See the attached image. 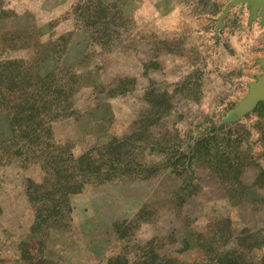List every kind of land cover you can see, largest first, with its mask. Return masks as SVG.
Masks as SVG:
<instances>
[{
	"label": "rangeland",
	"instance_id": "1",
	"mask_svg": "<svg viewBox=\"0 0 264 264\" xmlns=\"http://www.w3.org/2000/svg\"><path fill=\"white\" fill-rule=\"evenodd\" d=\"M228 1L0 0V264H191L219 218L262 264L264 100L228 114L264 21Z\"/></svg>",
	"mask_w": 264,
	"mask_h": 264
},
{
	"label": "trees",
	"instance_id": "2",
	"mask_svg": "<svg viewBox=\"0 0 264 264\" xmlns=\"http://www.w3.org/2000/svg\"><path fill=\"white\" fill-rule=\"evenodd\" d=\"M126 89H119L118 94H124ZM111 91L109 95L113 94ZM233 163H230L232 169L239 174L242 168V160L238 157L234 158ZM122 164V163H121ZM219 181L223 178L220 174L214 171ZM118 174H122L119 172ZM224 181V180H223ZM237 182V180H235ZM238 182L241 183V180ZM199 187V184L196 187ZM240 187V186H239ZM244 188L232 189L227 188L226 196L233 200L237 196L234 193H238L239 199L245 201L253 197H247V189L250 186H242ZM264 200V198H263ZM209 229L205 231H194V237L197 241L196 246L198 247L200 259L194 260L191 264H254L252 260L248 259L247 254L254 247V244L259 239L260 234L257 232L247 233L248 230L241 231L240 236L230 232L229 219L219 218L209 223ZM190 241L187 239L182 240V246L178 248V251H184L190 248ZM151 264H177L178 261L175 258H171L166 254L160 255L155 252L154 255L149 256ZM264 264V259L262 261Z\"/></svg>",
	"mask_w": 264,
	"mask_h": 264
},
{
	"label": "water",
	"instance_id": "3",
	"mask_svg": "<svg viewBox=\"0 0 264 264\" xmlns=\"http://www.w3.org/2000/svg\"><path fill=\"white\" fill-rule=\"evenodd\" d=\"M238 3H248L251 6L250 15L255 16L257 9L259 8V15L261 21H264V0H230L225 5L218 20L221 23L222 18L228 13L229 6L236 5ZM263 67V72L256 76V80L249 84V89L246 97L236 105L228 114V119H234L242 115L243 113L250 111L259 100H264V57L258 59Z\"/></svg>",
	"mask_w": 264,
	"mask_h": 264
}]
</instances>
